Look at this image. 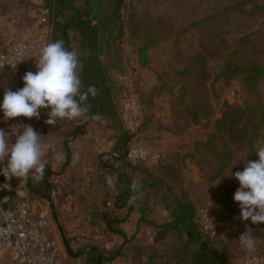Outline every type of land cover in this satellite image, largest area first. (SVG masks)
<instances>
[{"label": "rangeland", "instance_id": "374dc122", "mask_svg": "<svg viewBox=\"0 0 264 264\" xmlns=\"http://www.w3.org/2000/svg\"><path fill=\"white\" fill-rule=\"evenodd\" d=\"M47 1L0 0V15L8 14L12 20L17 18L15 27L21 29L20 35L30 27L37 32L44 27L53 29L57 10L65 19L69 16L66 7L69 0H49L55 2V12L45 7ZM237 1L137 0L132 7L125 0L123 37L116 40L112 55L104 61L121 65L109 70L121 85L115 87L117 123L140 136L128 146L134 142L147 149L149 156L143 162H153L155 172L164 180L162 187L170 191L179 207L192 205L199 227L200 211L211 201L215 214H229L213 199L227 188L233 187L235 192L239 187L238 181L227 175L230 165L237 159L231 165V172L243 170L247 161L258 159L257 147L264 146V120L252 143L211 137L216 130L214 121L221 117L227 105L242 108L259 100L264 110V78L254 93L245 89L240 75L229 81L214 79L222 60L238 47H244L243 55H238L240 61L264 65V16L257 8L239 12L233 8ZM256 1L264 4V0ZM103 2L109 16L111 3ZM73 26L75 32L87 30L93 34L94 31L89 21H79ZM76 34L79 38L80 33ZM246 34H249L248 42L242 45L239 38ZM143 46L146 48L139 50ZM4 72L0 71V75ZM126 98L137 105V113L130 123L120 118L121 103ZM246 127L247 121L239 124L241 130ZM226 155L229 156L227 165L216 177ZM219 178V183L213 185ZM239 213L238 203L234 201L229 219L217 218L221 227L219 235L209 243L203 240L204 251H208L205 263L219 264L220 254L224 253L226 264H243L255 256L259 257L258 264H264V223L241 221ZM246 227L258 237L253 252L242 249L238 242Z\"/></svg>", "mask_w": 264, "mask_h": 264}, {"label": "crops", "instance_id": "0c3cea01", "mask_svg": "<svg viewBox=\"0 0 264 264\" xmlns=\"http://www.w3.org/2000/svg\"><path fill=\"white\" fill-rule=\"evenodd\" d=\"M70 3L66 4L69 16L65 19L57 10L54 28L44 27L43 34L30 27L20 35L21 29L15 27L17 18L0 15V41L25 37L38 45L37 54L24 60L16 73L0 75V101L5 88L15 91L23 87V74L36 71L35 58L46 42L63 41L65 23L73 15ZM55 8V2L50 3V10L55 12ZM79 21L87 22L81 18L67 27L69 45L79 55L82 67L77 71L83 86L95 85L99 94L89 97L84 117L58 120L56 125L45 123L47 109L39 110V119L20 116L5 121L0 112V128L5 131L30 125L42 135L47 162L39 183L29 180L24 184L15 178L5 181L0 175V194L11 192L26 198L33 212L44 207L50 209L45 231L56 240L61 252L51 264H86L89 250L98 253L100 264H207L208 251L200 249L204 237L192 205L179 207L170 191L162 187L164 180L155 172L153 162L133 164L120 157L123 133L117 123L115 87L121 85L109 70L121 65L104 63L108 58L91 43L94 21H89L93 34L87 30L73 31L74 23ZM76 33H80L79 38ZM124 175L131 176L136 184L131 193L132 202L119 197L126 186ZM164 197L172 202L168 207ZM177 216L186 219L170 223Z\"/></svg>", "mask_w": 264, "mask_h": 264}, {"label": "clouds", "instance_id": "9594fccd", "mask_svg": "<svg viewBox=\"0 0 264 264\" xmlns=\"http://www.w3.org/2000/svg\"><path fill=\"white\" fill-rule=\"evenodd\" d=\"M35 67V72L26 71L21 77L23 87L15 91L5 88L0 101L2 118L5 121L20 116L39 119L40 109L48 110L45 123L49 125L84 117L89 97L95 98L99 88L95 85L84 88L77 71L82 67L77 51L65 48L62 40L46 42L35 58ZM41 137L30 125H18L9 131L0 128V175L5 181L15 178L27 184L29 180L39 183L44 178L47 162ZM255 154L258 159L247 161L241 171L231 172L236 159L227 174L239 183L233 194L240 209L239 219L253 224L264 223V146L257 147ZM219 181L220 178L213 185ZM132 188H136L135 182ZM210 206L212 201L207 209ZM211 230L216 235L213 225ZM252 231L246 227L238 237L240 246L248 252L255 251L258 244V237Z\"/></svg>", "mask_w": 264, "mask_h": 264}, {"label": "trees", "instance_id": "16d2710c", "mask_svg": "<svg viewBox=\"0 0 264 264\" xmlns=\"http://www.w3.org/2000/svg\"><path fill=\"white\" fill-rule=\"evenodd\" d=\"M111 3L110 7V18L107 15V10L105 8V2L103 0H69L70 8L73 11V15L70 20L65 23L63 30V43L64 47L71 50L69 45V36L67 32V27L70 23L78 21L81 18H85L87 21H94L95 31L94 37L91 39V43L94 45L95 49L105 58H109L113 53V47L116 40L123 37V26H122V10L126 8L125 0H108ZM137 0H129V5L134 6ZM75 2H79L78 5ZM46 8H50L49 0L44 3ZM74 4V5H73ZM247 6H249L247 8ZM233 8L237 9L239 12L247 13L252 9L257 8L259 13L264 16V4L258 3L256 0H238L234 3ZM134 14L132 13L131 16ZM116 22L119 24L117 25ZM249 34L243 35L239 38L240 43L246 44L248 42ZM226 42V39H222ZM7 41H0V45ZM146 46L139 48V50H144ZM244 47H238L231 50L228 55L222 60V66L219 71L215 74L214 79L221 81H229L236 76H242L244 87L248 92H257L260 81L264 78V65L259 62L254 61H240L238 55H243ZM23 62H19L18 66L13 70H4L3 74L12 75L21 67ZM194 119H198L195 113H192ZM264 120V110L261 102L256 100L251 103H246L244 107L239 108L237 106L227 105V108L223 111L221 117L215 119L214 127L215 131L211 134V137L223 136L232 142H247L252 143L256 139V132L261 127ZM243 121H247V127L244 130L239 129V124ZM120 130L123 136L119 142L120 144V157L126 159V152L129 148L128 144L131 140H137L140 138L136 133H129L127 130L120 125ZM251 133V134H250ZM129 139V140H128ZM205 144V142H202ZM127 160V159H126ZM229 156H224L222 163L218 168L216 177L221 174L225 169ZM125 189L119 193V197L129 202H132L131 193L135 190L132 188L133 180L131 176H126ZM30 189V187H29ZM32 190L36 191V189ZM3 194V193H2ZM234 188H227L221 194L214 197V202L218 207L223 208L229 214H215L213 224L215 228L216 235L212 237L207 233H203L204 239L209 243L221 231V227L217 224V218L227 220L230 214L234 210V200H233ZM165 206L168 207L172 202L168 197H164ZM186 217L177 216L172 224L184 222ZM113 221V220H112ZM222 255L219 257L220 264H226L227 257ZM258 257V256H255ZM99 255L94 250H89L86 252V264H97ZM259 258V257H258Z\"/></svg>", "mask_w": 264, "mask_h": 264}, {"label": "built area", "instance_id": "2783aa9c", "mask_svg": "<svg viewBox=\"0 0 264 264\" xmlns=\"http://www.w3.org/2000/svg\"><path fill=\"white\" fill-rule=\"evenodd\" d=\"M43 33L45 31L41 30L40 34ZM37 46L25 37L0 45V71L15 69L19 62L37 54ZM136 113L135 102L124 99L121 103V120L124 123H130ZM148 156L147 149L134 142L126 152V159L133 164L143 162ZM156 156L160 155L156 154ZM207 206L208 204L200 211V230L212 237L214 234L211 229L212 225L214 227L215 213L212 206L208 209ZM49 217L48 207L33 212L26 198L17 197L11 192L0 194V264H51L55 262L61 252L56 240L45 231ZM258 262L259 258L254 257L253 260H246L243 264H258Z\"/></svg>", "mask_w": 264, "mask_h": 264}, {"label": "water", "instance_id": "95a60500", "mask_svg": "<svg viewBox=\"0 0 264 264\" xmlns=\"http://www.w3.org/2000/svg\"><path fill=\"white\" fill-rule=\"evenodd\" d=\"M200 249H202V250H205L206 249V243L204 241H202L200 243ZM100 261H101V257L98 259L97 264H100Z\"/></svg>", "mask_w": 264, "mask_h": 264}]
</instances>
